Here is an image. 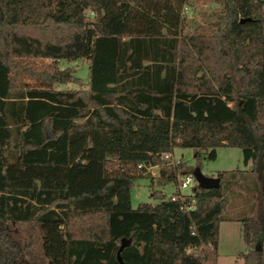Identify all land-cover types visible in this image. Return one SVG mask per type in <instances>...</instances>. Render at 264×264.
Returning a JSON list of instances; mask_svg holds the SVG:
<instances>
[{
    "label": "trees",
    "instance_id": "1",
    "mask_svg": "<svg viewBox=\"0 0 264 264\" xmlns=\"http://www.w3.org/2000/svg\"><path fill=\"white\" fill-rule=\"evenodd\" d=\"M194 1L0 0V264H120L123 241L124 264H154L158 215L184 217L172 264H217L226 202L246 174L257 197L239 220V258L264 264V0H212L219 9L187 32ZM80 58L89 90L54 89L58 63ZM220 148L252 169L197 186L187 212L191 198L160 190L133 208L140 165L162 166L166 187L194 172L163 154L189 149L201 163ZM12 223L29 226L28 242Z\"/></svg>",
    "mask_w": 264,
    "mask_h": 264
},
{
    "label": "rangeland",
    "instance_id": "2",
    "mask_svg": "<svg viewBox=\"0 0 264 264\" xmlns=\"http://www.w3.org/2000/svg\"><path fill=\"white\" fill-rule=\"evenodd\" d=\"M219 9V4L212 0H195L192 5L185 8L186 31L193 32L195 28L205 22L204 14ZM93 16V13L90 12ZM32 63L42 68H48L53 65L50 60H33ZM59 74L54 84V89L59 91H79L89 90L90 65L85 58L77 61H60L58 63ZM31 85L35 82L27 81ZM83 120L77 123L82 124ZM215 161L203 160L198 163L194 158L192 150L175 149L174 155L186 164L189 171L194 172L200 168L202 173L209 178H216L219 173L231 171L247 172L252 169V164L246 166L243 161V154L237 148H220ZM199 166V167H197ZM162 166H158L154 173H143L141 177L134 182L132 189V206L137 208L141 203H151L156 205L159 201L154 199L151 194L153 190L163 192L166 199L181 192L188 195L192 190L179 189L178 184H171L166 187L158 185ZM247 178L242 187L236 188L233 194L229 196L226 202L225 217L228 219L221 225L220 241L218 249L217 264H243L239 254L247 252L243 238L241 237V224L239 220L245 216L253 215V204L257 195L251 193V188L255 187L251 180L253 176L246 174ZM181 180V177L178 178ZM184 230L183 216L158 215L156 223V242L154 250V264H172V242L171 239ZM11 232L18 240L24 244L29 240V226L23 223H12Z\"/></svg>",
    "mask_w": 264,
    "mask_h": 264
},
{
    "label": "built area",
    "instance_id": "3",
    "mask_svg": "<svg viewBox=\"0 0 264 264\" xmlns=\"http://www.w3.org/2000/svg\"><path fill=\"white\" fill-rule=\"evenodd\" d=\"M162 160L165 162V164L174 169H178L181 164L182 160L178 157H175L174 153L173 154H163L162 155ZM158 167V166H145V165H140L139 169H146V173H153V170ZM179 177H181V180H177V184L179 189L182 190H192V192L188 195H183L181 192H177L175 195L171 196L170 198L175 201L176 199L180 198L181 200L186 199L187 197L191 198L190 199V204L184 205L182 207V210L187 212L190 210L194 209V205L196 203L195 200V195H194V189L198 186L197 180L194 176V174H180ZM178 177V178H179Z\"/></svg>",
    "mask_w": 264,
    "mask_h": 264
},
{
    "label": "water",
    "instance_id": "4",
    "mask_svg": "<svg viewBox=\"0 0 264 264\" xmlns=\"http://www.w3.org/2000/svg\"><path fill=\"white\" fill-rule=\"evenodd\" d=\"M193 174L197 180L198 186L202 189H217L220 187V180L218 178L206 177L202 173L200 168H196ZM126 246H127V242L123 241V244L117 254V259L120 264H124L122 257H121V252Z\"/></svg>",
    "mask_w": 264,
    "mask_h": 264
},
{
    "label": "crops",
    "instance_id": "5",
    "mask_svg": "<svg viewBox=\"0 0 264 264\" xmlns=\"http://www.w3.org/2000/svg\"><path fill=\"white\" fill-rule=\"evenodd\" d=\"M156 168H157V167H156ZM156 168H155V169H156ZM155 169H154V170H155ZM154 170H153V173H154ZM154 174H155V173H154ZM223 223H225V222H223ZM221 225H222V224H221ZM156 236H157V235L155 234V242H156ZM172 239H173V238H172ZM172 239H171V242H172ZM154 250H155V249H154Z\"/></svg>",
    "mask_w": 264,
    "mask_h": 264
}]
</instances>
